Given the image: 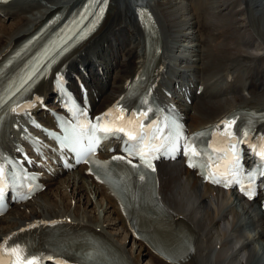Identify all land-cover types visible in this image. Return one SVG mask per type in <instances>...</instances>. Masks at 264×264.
<instances>
[{
    "label": "bare ground",
    "instance_id": "obj_1",
    "mask_svg": "<svg viewBox=\"0 0 264 264\" xmlns=\"http://www.w3.org/2000/svg\"><path fill=\"white\" fill-rule=\"evenodd\" d=\"M79 1L13 0L9 5L1 6L0 19L3 20H0V55L16 45L44 17L56 11L68 12ZM190 1L193 20L190 19L189 27L191 29L193 24L198 27L199 44L195 47V56H200L198 58L201 64L200 71L204 76L222 72L223 79L230 75L229 87L235 93V97L216 99L212 97L213 94H210L208 100L198 101L193 107L185 108L188 112L190 109L193 110L192 115L187 116L189 126L195 129L212 123L225 111L237 106L263 110L264 39H261L259 30L257 31L253 26V20L256 18L255 20L259 21L264 30V15L260 1L224 0L222 4H217L220 11L228 12V17L232 14L236 17L230 18L231 22H228L226 17L228 23L226 27L220 26V16L216 19L218 21L211 18L213 15L211 13V16L209 15L208 6L206 7L207 4L203 0ZM167 2V5L165 1V4L157 3L156 7L162 13L167 12L166 8H172H170L173 10L171 14L167 12L160 17L163 27L170 29L169 16L176 12L181 15L182 11L174 7L175 2L170 0ZM174 16L178 18L179 14ZM9 20L13 24L6 27L4 21ZM159 27H157L158 33L161 35ZM123 34L132 40L121 41L119 37ZM89 40L77 51L76 59L80 58V54L84 56L94 54L97 58L101 68L100 76L104 81L101 82L97 72L85 82L90 92L95 94H98L102 87L109 86L108 92H104V97L96 105V109H103L118 93L123 92L124 80L133 77L140 68L138 64L141 60L139 54L141 33L134 22L131 8L125 5L124 0H110L100 27ZM111 40L114 41V46L111 45ZM117 49L120 54L122 53V57L121 55L117 57ZM163 62V59L159 57L158 63L164 68ZM229 66L246 75L243 76L242 73L235 71L231 73L227 68ZM111 68L117 70L113 77L109 76ZM90 71L88 67L84 72ZM239 75L247 82L248 97L235 91L237 81L240 79ZM183 87L184 91L189 90L188 83ZM171 98L174 101L178 100V105L184 108L183 101ZM156 172L160 198L169 210L180 217V220L178 228L169 231L172 234L169 239L172 241L155 243L154 252L130 238L113 200L106 195L102 187L84 176L80 169L71 174L49 177L45 183V189L38 194L39 203L37 201L31 205L28 203V206L25 205L26 211H23V214L15 212L14 216L17 214L18 217L10 221L0 219V239L31 221L69 218L79 226H86L89 229L98 227L99 232L95 234L104 238L130 264H139L142 257H148L149 264H264V214L253 206L254 201L244 203L231 192L225 193L200 184L192 173L176 161L160 163ZM62 175L65 176L62 177ZM214 192L215 196H213ZM72 201L74 205L71 206ZM15 208L13 207L10 211H15ZM100 214L103 217L106 215L108 220L99 221ZM103 217L102 219H105ZM115 224L119 228L118 232L111 230V227L116 226ZM120 229L124 236L122 238L124 243L125 239L133 242L135 246L133 251L126 252L123 243L117 240ZM67 250L75 254V258L86 259L81 255L80 250ZM96 259L97 264H118L117 258L111 253L108 255L98 253Z\"/></svg>",
    "mask_w": 264,
    "mask_h": 264
},
{
    "label": "rangeland",
    "instance_id": "obj_2",
    "mask_svg": "<svg viewBox=\"0 0 264 264\" xmlns=\"http://www.w3.org/2000/svg\"><path fill=\"white\" fill-rule=\"evenodd\" d=\"M122 1V0H121ZM147 2H149L150 4H151V6H152V8H153V12H154V15H155V17H156V19H157V21H158V23H159V25L160 24H162V19L160 18V17H163V14L164 13H170L171 14V12H173V10H171L172 8L171 7H168V8H166L167 9V12H163L162 13V11L161 10H159V9H157V7H156V4L157 3H164V1H165V3H166V5H167V1L168 0H146ZM171 2H175L176 4H174V7L175 8H180L181 9V15H180V13H178V12H176V14H173L172 16H169V18L171 19V21L170 20H168V22L170 23V25H171V28L170 29H167V28H165V27H163V24H162V27H163V29L165 30V31H167L166 33L164 32V31H162V34H163V36L164 37H166L167 38V45H168V47H169V50L171 51H173V66H174V68H179V69H181V70H186V71H189V74H190V71H191V69H192V67H194L195 66V63H193V60L195 59L194 58V56H195V50H196V48L195 47H198V44H199V41H198V38H199V31H198V27H196V25L195 24H193V25H191V29H190V27H189V21H190V19H192L193 20V17H192V10H191V1L190 0H170ZM219 0H203V2L204 3H206L205 5H206V7H207V9H209L208 10V12H209V15H210V13H211V15H213V16H211V18L212 19H214V20H216V19H219V18H221V23H219V24H221L220 26H223V27H226L227 26V22H226V17H228V12H225L224 13V11H220V8H219V6H217V4H222V1H224V0H220L219 2H218ZM193 2V1H192ZM124 3H125V1H124ZM164 3V4H165ZM244 5H245V3H243ZM180 6V7H179ZM163 7L165 8V5H163ZM183 9H182V8ZM171 8V9H170ZM185 8V9H184ZM188 8V9H187ZM219 9V10H218ZM162 10H163V8H162ZM187 10V11H186ZM188 10H190V12L188 11ZM164 11V10H163ZM212 11V12H211ZM188 12V13H187ZM218 12V13H217ZM185 13V14H184ZM178 14H179V16H178ZM165 15V14H164ZM174 15H176V16H178V18H174L175 16ZM222 15H223V17H222ZM184 16V17H183ZM188 16V17H187ZM220 16V17H219ZM214 17V18H213ZM219 17V18H218ZM224 17H225V19H224ZM232 18H236L235 17V15H231V17H228V19H227V21L228 22H231L230 20ZM168 19V18H167ZM187 19H189V20H187ZM211 19V20H212ZM230 19V20H229ZM256 19V18H255ZM253 20V26H254V28L259 32V34L261 35V39H264V35H263V33H264V30H263V28H261L262 26H261V24L259 23V21L257 22L256 20ZM0 20H3V19H0ZM213 20V21H214ZM225 20V21H224ZM216 21H218V20H216ZM192 22V21H191ZM194 22V21H193ZM226 23V25L224 26V24ZM11 24H13V22L11 21V20H9V21H5L4 22V25L6 26V27H8V26H10ZM218 24V23H217ZM184 25V26H183ZM195 33V34H191V33ZM187 35V36H186ZM182 36V37H181ZM263 36V37H262ZM192 41H191V40ZM241 44V43H240ZM191 46H192V48H191ZM172 48V49H171ZM117 54L119 55L120 54V52L118 53V49H117ZM122 54V53H121ZM120 56V55H119ZM118 59V58H117ZM182 61L183 60V63L182 64H180V63H178V61ZM196 61V60H195ZM112 69V68H111ZM114 70V69H113ZM114 75H115V73H114ZM245 97H248L247 96V94H246V96ZM183 180V179H182ZM47 191V190H46ZM94 201H95V203L97 202L96 201V198L94 199ZM41 203V202H40ZM94 203V204H95ZM67 204H68V202H67ZM72 205H74V203H73V201L71 202V206ZM80 208H82V206L80 207ZM96 208H98V206L96 207ZM82 210V209H81ZM89 210V209H88ZM24 211H26V209L24 210ZM109 214H107V216H108ZM18 217V215L17 214H15V216H14V214L12 215V217H11V219H13V218H17ZM106 219H107V217H106V215L104 216ZM103 217V218H104ZM106 219H102V217H100V219H99V221H107ZM116 229V230H115ZM111 230L112 231H114V232H118L119 230H118V228L116 227V226H113V227H111ZM123 236V235H122ZM124 237V236H123ZM132 245H133V243H131ZM134 246V245H133ZM135 247V246H134ZM127 249L129 250L130 249V243L128 244V246H127ZM134 249V248H133ZM133 249L131 250V251H133Z\"/></svg>",
    "mask_w": 264,
    "mask_h": 264
},
{
    "label": "snow or ice",
    "instance_id": "obj_3",
    "mask_svg": "<svg viewBox=\"0 0 264 264\" xmlns=\"http://www.w3.org/2000/svg\"><path fill=\"white\" fill-rule=\"evenodd\" d=\"M106 2H107V0H93L94 4L100 5V7L97 8V11H96V16L98 18L102 16L103 10H104L103 9V5L106 4ZM262 118H264V117H262ZM99 121H100V118H98V123L96 125H93L94 128H96L97 130L105 131V132L111 131V129H109V128L101 129ZM222 123L225 125L226 128H231L235 124V119H230V120H227V121H223ZM118 131H123V129L122 128L118 129ZM247 134H248V132H245V135H247ZM229 135H231V133H229ZM101 138H98V139H101ZM233 148H235V145H233ZM188 151H190L193 156L197 155V153H196V151L194 149H189ZM186 154H187V152H186ZM139 158H140L141 162L146 167H150V168L152 167L151 163L149 161L145 160V154L140 155ZM113 159L114 160H122V159H124V157L115 156V157H113ZM128 163H131V161L129 160ZM189 166L192 167L193 164L190 162ZM132 167L136 168L137 165L133 164ZM154 170L155 169L153 168V171ZM3 171H4V169L2 167H0V177H2ZM262 174H264V173H262ZM248 175L251 176V174H248ZM213 182L219 183V181H213ZM223 186L228 187L229 185L227 183H225ZM2 192H3V187H0V193H2ZM246 194L248 195L249 199L253 198V193L251 191H249ZM3 248L5 249V251H6V253L8 255L14 257L11 260L10 264H37L36 258L32 257L29 253H27L26 249L24 247H22V246L9 245L8 241L5 240L3 242ZM0 264H5V262H4L2 257H0Z\"/></svg>",
    "mask_w": 264,
    "mask_h": 264
}]
</instances>
